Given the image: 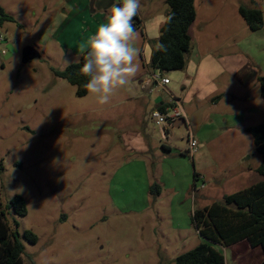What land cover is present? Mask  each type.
<instances>
[{
  "label": "rangeland",
  "instance_id": "obj_1",
  "mask_svg": "<svg viewBox=\"0 0 264 264\" xmlns=\"http://www.w3.org/2000/svg\"><path fill=\"white\" fill-rule=\"evenodd\" d=\"M165 1L141 0L146 29L155 31L150 22L166 16ZM250 2L197 0L200 20L209 24L195 32V44L213 52L221 73L208 65L199 77L187 69L169 72L163 77L170 85L144 90L140 76L150 75L143 66L156 41H147L141 28L137 75L100 105L89 93L78 97L55 73L80 61L81 44L119 0H0L14 19L0 28V212L11 231L18 223L23 264H175L202 243L193 212L249 186L252 179L237 180L235 173L261 160L242 126L264 121V108H258L264 107L258 83L264 75V23L251 32L239 14ZM258 5L264 16V0ZM242 62L249 67L246 76H236ZM212 74H218L213 84L225 99L222 109L245 92L256 112L189 122L200 144L189 155L187 124L167 126L163 139L152 114L172 95L190 121L206 104L198 107L199 99L187 98L211 92ZM242 77L249 79L245 85ZM229 160L235 167L226 170ZM195 171L200 180L193 192ZM153 185L159 191H151ZM15 196L24 198L26 216L6 210ZM27 231L36 244L26 240Z\"/></svg>",
  "mask_w": 264,
  "mask_h": 264
},
{
  "label": "trees",
  "instance_id": "obj_2",
  "mask_svg": "<svg viewBox=\"0 0 264 264\" xmlns=\"http://www.w3.org/2000/svg\"><path fill=\"white\" fill-rule=\"evenodd\" d=\"M166 16H172L170 24L160 29L162 35L160 42L167 45V52L155 51L152 48L149 71L163 74L175 71H184L193 50V40L190 29L197 17V0H166ZM239 14L251 32L263 29V11L258 0H251L250 5L241 6ZM8 22H14L4 8L0 5V28ZM137 31L142 28V21L137 16L134 20ZM157 43V42H156ZM84 53L80 61L68 66L62 72L55 74L67 81L76 89L78 97L88 94L84 85L89 77L81 74L80 68L84 61ZM261 98L264 102V75L258 78ZM219 100L213 98L211 103ZM169 103H160L157 110L163 111ZM253 139L257 153L261 157V164L257 169L262 181L240 192L223 196L220 201L211 203L202 209L193 212L194 227L202 239V243L193 250L180 254L175 264H225V256L221 248H229L242 241H247L252 248H261L264 253V121L246 130ZM164 148V147H163ZM3 167L0 164V174ZM194 172V187L199 181ZM159 187L153 185L151 191ZM16 215L26 216L27 205L23 197L15 196L11 206ZM5 211L0 212V264H23L24 246L20 240L18 223L16 230L11 231L7 222ZM24 237L32 244H36V235L27 231ZM264 264V260H263Z\"/></svg>",
  "mask_w": 264,
  "mask_h": 264
},
{
  "label": "clouds",
  "instance_id": "obj_3",
  "mask_svg": "<svg viewBox=\"0 0 264 264\" xmlns=\"http://www.w3.org/2000/svg\"><path fill=\"white\" fill-rule=\"evenodd\" d=\"M141 7V0H119L109 9L94 34L80 46V52L86 54L79 70L89 77L84 87L100 105L109 103L114 93L126 87L139 71L141 49L137 42L140 34L134 20ZM172 19V16H158L150 22H158L156 30L146 29L148 40L157 42L155 51L167 52V45L160 42V29L170 24Z\"/></svg>",
  "mask_w": 264,
  "mask_h": 264
},
{
  "label": "crops",
  "instance_id": "obj_4",
  "mask_svg": "<svg viewBox=\"0 0 264 264\" xmlns=\"http://www.w3.org/2000/svg\"><path fill=\"white\" fill-rule=\"evenodd\" d=\"M138 16H139V14H138ZM139 18H140V16H139ZM207 23L209 24L208 21H205L203 19L200 20L199 8H197V17H196L194 24L192 25V27L190 29V35H191L192 40H193V50H192V53L189 57L188 64L186 67L187 70H190L191 75L196 76V77H199L202 75V73L204 72V67L206 65H208L207 66L208 71L211 70L214 66L218 67V71H219V66H217L216 59L214 56H212V55H214L213 52H211L208 49H207V51L203 52L204 47H202V45H201V47L196 46V44H195L196 43L195 32L198 29H200L201 27H203L204 26L203 24H207ZM154 24L156 25V27L158 26V22L154 23ZM142 32L143 33L146 32V28L143 26V22H142ZM145 37H146V40L149 41L147 36H145ZM151 52H152V50H151ZM226 58H228V57H226ZM150 60H151V58H150ZM226 63H228V61H226ZM241 64L242 65L237 67V74H235L236 76L237 75L246 76L247 69L249 67L245 66L243 64V62ZM149 65H150V63L146 64L145 66H143V69L145 70L146 67H149ZM229 65H230V63L227 66H229ZM218 73H221V72L219 71ZM141 74L142 75L140 76V78L146 76L145 72H142ZM214 75L215 74H212L211 77L209 76V78H208V80L211 82V85H212V91L211 92H207V93H203V94L199 95V91H198L197 94L194 95L195 98H192V97L187 98L188 99L187 102H189V103H192L193 101L197 102V100L199 99V101H198L199 106L198 107H200L204 104H206L208 106L206 108L204 114H203L201 123H203V121H205L206 119L211 121V117H214V116H217V117L218 116H226V115L227 116H235V115L241 114V115H243V117H245L249 114L252 115L253 112H256V110L252 106L250 95H247V93H245V92L243 93L245 97L237 98V99L234 98L233 104L228 105L226 110L222 109L223 108L222 102L225 101V99L223 98V95H221V94L217 95L216 94L217 92H216V88L213 84V79L218 74L215 76ZM238 80L243 82L244 85L247 83V81H249V79L243 78V77L238 79ZM216 97H219V100H217L214 103H211V100L213 98H216ZM164 103H169V102H164ZM262 106L263 105L260 104L258 108L259 109L264 108ZM198 107H197V109H198ZM156 108H157V106H156ZM208 110L211 111V114L209 116L208 115L205 116L206 111H208ZM246 123H242V126H244L243 130L247 134L246 130L248 128H250L251 126H247ZM233 128L234 127H229V129L226 130V132H230V130L232 132ZM237 141H240V140L237 139L236 142ZM163 147H164L165 152L166 151L169 152L168 151V149H170L169 147H167V146H163ZM195 153H196V151L194 152V154ZM244 158H246V157H241V158L239 157V158H237V160L239 162L240 160H244ZM260 164H261V160L259 162H255L254 166L253 165H251V166L246 165L244 168L240 169V172L235 173L237 180H240L243 178L252 179V182H250L249 186H247L246 188H244L242 190H245V189L249 188L250 186H253V185L262 181V177L257 172V169L260 166ZM234 167H235V161L231 162L229 160L227 162V165H226V170H231ZM171 174L175 175V173H171ZM253 174H257L259 177H255V176L253 177ZM193 185H194V173H193ZM193 192H194V190H193ZM225 195H229V194H225ZM221 250H223L224 252L225 251L230 252L229 257H228V255L225 256V264H256V263L257 264H263L264 253H263L262 249L261 248H252L247 241H242V242L235 244L229 248H225V249L221 248Z\"/></svg>",
  "mask_w": 264,
  "mask_h": 264
},
{
  "label": "built area",
  "instance_id": "obj_5",
  "mask_svg": "<svg viewBox=\"0 0 264 264\" xmlns=\"http://www.w3.org/2000/svg\"><path fill=\"white\" fill-rule=\"evenodd\" d=\"M149 76H145L144 80L141 82L142 88L146 90L148 87H153L150 92L158 89V88H165L170 84L169 79L165 77H161L158 73H152L149 72ZM171 99L169 101V106L166 107L163 111L160 110H155L152 114V120L155 123V125L160 129L163 135V139H167V134H166V127L167 126H172L178 121L179 119H184L185 124H187L188 127V143H189V150L188 153L189 155H193L194 152L198 149L199 143L195 139L192 129L190 126V121L187 117V114L184 110L183 103L182 101L174 97L172 95Z\"/></svg>",
  "mask_w": 264,
  "mask_h": 264
},
{
  "label": "water",
  "instance_id": "obj_6",
  "mask_svg": "<svg viewBox=\"0 0 264 264\" xmlns=\"http://www.w3.org/2000/svg\"><path fill=\"white\" fill-rule=\"evenodd\" d=\"M208 106L206 105L205 107L201 108L200 110L196 111L190 118V123L194 125H199L202 121L203 114ZM185 120L184 119H179L176 121L174 124V127H180L182 125H185Z\"/></svg>",
  "mask_w": 264,
  "mask_h": 264
}]
</instances>
